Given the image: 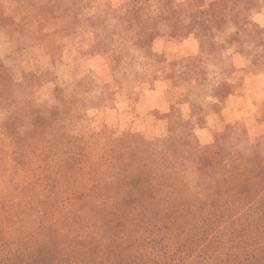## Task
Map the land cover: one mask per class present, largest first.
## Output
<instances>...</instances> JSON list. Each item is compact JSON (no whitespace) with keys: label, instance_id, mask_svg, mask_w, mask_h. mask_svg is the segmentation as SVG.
<instances>
[{"label":"rangeland","instance_id":"rangeland-1","mask_svg":"<svg viewBox=\"0 0 264 264\" xmlns=\"http://www.w3.org/2000/svg\"><path fill=\"white\" fill-rule=\"evenodd\" d=\"M130 1L178 22L113 70L129 0H0V264H264V0Z\"/></svg>","mask_w":264,"mask_h":264},{"label":"crops","instance_id":"crops-1","mask_svg":"<svg viewBox=\"0 0 264 264\" xmlns=\"http://www.w3.org/2000/svg\"><path fill=\"white\" fill-rule=\"evenodd\" d=\"M209 21L214 22V12L209 13ZM260 26H264V8L260 16ZM207 21V20H206ZM188 47L193 44L192 40L182 43ZM170 46H175L170 44ZM237 63V75H243L244 83L237 87L234 95L230 96L223 110L219 114H215V130L221 124H244L247 128L256 131L257 134L264 133V121L257 119L254 112L256 110L257 96L264 92V76L256 75L250 72L248 62L240 55L234 57ZM221 115L224 119L221 120ZM221 120V121H220ZM224 123H223V122Z\"/></svg>","mask_w":264,"mask_h":264},{"label":"trees","instance_id":"trees-1","mask_svg":"<svg viewBox=\"0 0 264 264\" xmlns=\"http://www.w3.org/2000/svg\"><path fill=\"white\" fill-rule=\"evenodd\" d=\"M128 4L130 8L125 11L123 17H119L117 21L118 24H116L118 26L111 28L106 25L101 28L102 32L113 34L117 37L115 44L111 45V47L109 45L110 43L107 44L99 39L95 42V45L102 46L106 48V50L115 53L113 58V70L119 65L121 60L120 54L122 53L121 49L125 41L132 49L143 51L148 54L149 40L160 35L159 31L155 29L156 23H159L158 27H160L171 24L173 21L178 22L177 19L170 17V12L168 10H164L160 14H153L150 10L145 9V7L135 6L130 0ZM122 22H126L123 28L122 25H120ZM199 27L202 29V26Z\"/></svg>","mask_w":264,"mask_h":264}]
</instances>
